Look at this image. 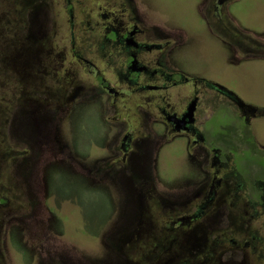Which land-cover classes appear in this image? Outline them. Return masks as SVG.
Here are the masks:
<instances>
[{
  "label": "flooded vegetation",
  "instance_id": "obj_1",
  "mask_svg": "<svg viewBox=\"0 0 264 264\" xmlns=\"http://www.w3.org/2000/svg\"><path fill=\"white\" fill-rule=\"evenodd\" d=\"M77 1L82 3L81 16L90 18L86 26L98 40L83 39L88 48L79 51L76 7L71 0L66 3L70 37L67 31L64 35L68 34L65 39L71 46L69 62L77 59L95 74L94 93L81 92L84 83L74 64L71 71L69 66L68 72L60 74L64 64L58 62L52 68L55 75L38 81L42 77L37 76L36 65L52 61L43 38L29 39L21 33L19 48L14 47L16 41L0 43V68L18 75L15 83L20 89L30 88L27 94L35 98L17 101L9 127L17 139L23 138L32 147L40 127L35 135L48 137V127L55 123L54 103L57 114L65 110L67 122L80 109V115L87 111L107 129L101 139L107 154L85 165L113 195V220L101 229L104 255L72 254L59 247L48 251V264H264V161L258 160L264 156L249 133L251 127H246L262 110L246 103L226 83L212 79L206 63L194 58L197 50L196 56L203 60L198 56L202 47L195 45L194 0L184 2L191 8L189 13L172 10L173 19L149 0H104V4L94 0L93 5L92 0ZM238 1L204 0L211 9L198 13L202 20L195 33L205 37L215 27L213 32L220 34L215 46L227 53L228 65L244 64L238 61L239 55L247 62H261L264 30L225 29L234 26L226 15ZM181 4L172 9H182ZM22 22L30 28L31 20L23 18ZM28 31L46 34L44 29ZM92 45L98 64L87 58ZM248 67L228 71L239 77ZM43 96L50 99L51 113L38 121L36 106L44 102ZM57 99L68 104V112ZM208 106L213 112H206ZM2 115L0 105V119ZM234 119L237 122L230 126L221 124ZM62 125L61 142L75 161L74 143ZM252 130L256 135L253 126ZM170 147L177 152L167 156ZM164 161L175 164L174 174L166 176ZM75 162L81 164L82 159ZM8 203L5 197L0 200V206ZM132 221L135 227L129 230L126 225ZM2 258L0 252V262Z\"/></svg>",
  "mask_w": 264,
  "mask_h": 264
},
{
  "label": "rangeland",
  "instance_id": "obj_2",
  "mask_svg": "<svg viewBox=\"0 0 264 264\" xmlns=\"http://www.w3.org/2000/svg\"><path fill=\"white\" fill-rule=\"evenodd\" d=\"M67 1L0 0V43L4 45L6 41L8 43L16 41L14 47L19 48L17 37L19 39L21 33L28 35L29 39L43 38L45 51L52 52L50 56L52 61L50 63L40 61L41 64L36 65L37 76L42 77L38 81L44 80L52 74L55 75L57 71L52 68L57 66L58 62L64 64L61 65L60 69L63 71H60V74H63L64 71L68 72L69 66L71 71L72 64H74L73 68H78L79 78L84 83V85L81 84L84 87L81 92L94 93V87L98 85L95 74L88 72L89 68L79 64L77 59L71 57L72 61L69 62L71 46L69 40L66 42L65 37L68 34L70 37L68 28L72 23H69ZM71 1L76 7L74 24L77 21L75 24L77 48L82 52V48H88L84 45L83 39L95 41L98 40V36L91 31L90 27L86 26L90 19L89 16L87 14L81 16L79 13L82 3L77 0ZM149 1L163 7L165 10L163 12L168 15V19H173L169 16V13L173 14L172 10L181 13L191 11L187 5L184 6V2L189 0ZM178 2L182 3L183 8L172 9L179 5ZM102 3L104 4L105 1L102 0ZM197 3L199 4L195 9ZM91 4H94V0L91 1ZM163 4L171 5V8L168 9V6L166 8ZM207 9H211L210 4L204 0H194V24H196L194 37L196 40L198 39L199 43H195V45L202 47L198 56L203 60L196 56L197 50L193 52L194 58L196 61H201L202 64L206 63L210 70L208 75L212 79L226 83L231 91L235 89L242 95L246 99L243 98L246 103L261 108L260 116L251 118L246 127H251L249 133L254 135L253 138L259 144L258 150L262 151L264 156V108H262L264 107V57L260 58L263 63L258 60L252 63L245 61L244 57L239 55L238 61L245 62L244 64L228 65L227 53L223 52L221 44L219 43L221 50L215 46V40L217 42L220 40V34L217 31L213 32L215 27L209 28L208 30L211 32L208 31V35L205 37L195 33L199 30V22L201 23L202 20H198V18L200 19L198 13L203 14ZM21 17L22 20L23 18L31 20L30 28L24 27L22 20L21 23L18 22ZM226 18L234 25L228 28L224 26L223 28L227 30L240 29L241 26L259 31L264 30V0H240L232 5ZM79 19L82 20L80 23H78ZM47 24L48 26L45 28L44 26ZM35 28L39 32L44 29L46 34L35 33L37 35H34L28 31V29ZM65 31L68 34L64 35ZM16 32L19 34L17 35ZM1 44L0 54L2 53ZM95 49L94 45L90 47L87 58L98 64L99 57H97ZM227 50L229 49H226L225 52ZM231 50L235 51L236 47ZM245 66L249 67L242 69L239 77L228 71ZM5 72L8 73L5 74ZM14 74V72L0 68V105L3 109L0 119V200L5 197L9 201L8 204L0 206V252L1 255L3 254L0 264H48V260H46L49 257L48 251L53 252L54 248L58 249L59 247H65L72 254L88 253L103 256L100 245L101 229L106 223L108 225L113 220V216L111 217L114 212L111 201L113 195L105 183H100L95 174H89L85 165L90 164L91 161L103 154H107L106 146L101 143V139L107 131L106 125H103L98 117H95L94 121L87 111H82L80 115V109H76L80 111L79 114H74L71 121L67 122L65 110L57 114L56 105L51 100L54 103L55 123L48 127L49 136L40 138L35 135L41 130L40 127L35 133L33 132V138H36L37 143H31L32 147L28 146L23 138L17 139L15 133L11 134L9 127L14 113L17 112V101L32 102L35 98H32L31 93L27 94L30 88L20 89V86L15 83L18 75ZM6 75L8 79H6ZM17 85L19 89L16 88ZM21 90L24 94L21 93ZM40 99H43L44 102L36 106L38 121L45 119L48 112L51 113L50 99L44 96ZM57 103L61 107L64 104L66 111H69L70 107L66 102L58 100ZM206 112H213L212 108L209 107ZM235 119L223 120L221 124L230 126V122H237ZM5 120L7 123H4ZM61 122H63L62 130L65 129V132L70 134L69 139L74 143L72 155L77 158L75 161L81 162L82 159L81 164L69 158V149L61 142L62 137L59 135L62 134ZM239 122L242 123L240 126L245 125L242 121ZM236 126L238 125L236 124L234 127ZM252 126L254 131L256 130L255 133L257 132L256 135ZM176 152L174 147H170L166 151L167 156ZM258 160L264 161V157H258ZM164 162H166V176L174 174L175 164L170 161ZM161 164L162 161L159 163L160 170L163 168ZM126 226L129 230L134 228V221ZM120 233H122V229L118 235ZM141 241L144 240L141 239ZM150 250L152 251V248Z\"/></svg>",
  "mask_w": 264,
  "mask_h": 264
}]
</instances>
